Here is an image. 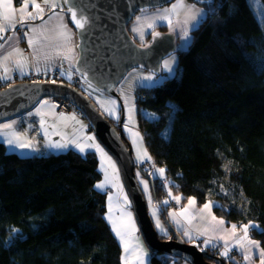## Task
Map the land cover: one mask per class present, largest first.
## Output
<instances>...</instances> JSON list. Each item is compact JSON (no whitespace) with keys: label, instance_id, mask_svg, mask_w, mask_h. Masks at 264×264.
<instances>
[{"label":"trees","instance_id":"obj_1","mask_svg":"<svg viewBox=\"0 0 264 264\" xmlns=\"http://www.w3.org/2000/svg\"><path fill=\"white\" fill-rule=\"evenodd\" d=\"M206 6L212 10L179 51L178 74L139 89L141 131L155 172L166 170L159 179L185 200L214 202L229 223L254 225L248 234L264 242V29L249 0ZM40 154H9L0 142V264H123L107 194L96 189V153ZM154 181L166 220L165 182L162 194ZM174 259L184 258L151 253L150 260Z\"/></svg>","mask_w":264,"mask_h":264},{"label":"water","instance_id":"obj_2","mask_svg":"<svg viewBox=\"0 0 264 264\" xmlns=\"http://www.w3.org/2000/svg\"><path fill=\"white\" fill-rule=\"evenodd\" d=\"M175 0H79L90 17V26L82 33L75 27L78 37L80 61L92 71L93 85L108 96L120 100L117 87L127 74L141 68L159 73L163 60L177 51L174 34L159 32L153 35L148 46L139 45L128 30L129 24L141 9H154L166 6ZM206 5L216 0H191ZM68 7V5H67ZM69 13V12H68ZM70 14V13H69ZM86 38L82 39V37ZM77 73V80H84ZM60 98L69 101L89 122L91 131L104 149L116 161L121 177L131 201L136 223L143 240L151 253H165L184 258L190 264H231L221 257L210 255L198 246L183 240L170 226L171 238L160 239L158 231L148 213V206L136 169L142 173V166L135 162L133 149L122 130L112 125L82 91L72 85L58 83L19 82L0 91V122L21 116L30 111L40 100ZM122 108L121 123L124 121ZM144 176L150 181L152 177ZM212 258L216 263H209Z\"/></svg>","mask_w":264,"mask_h":264},{"label":"snow or ice","instance_id":"obj_3","mask_svg":"<svg viewBox=\"0 0 264 264\" xmlns=\"http://www.w3.org/2000/svg\"><path fill=\"white\" fill-rule=\"evenodd\" d=\"M44 3L49 6V11L55 12V9L57 7H60L61 11H63V6L57 5L54 2H50V0H44ZM64 4L68 5V12L70 13V18L75 25L77 29H79L82 33L86 32V28L90 26V17L87 15L86 9H84L83 5L80 4L79 0H64ZM178 7H183L182 3H173L172 7L170 9H165L164 13H158L155 17H146V16H137V27H134L132 30L134 32L138 31V27L140 25V21L142 19L148 20L147 28L151 29L153 32L156 27L160 26L161 24H167V26L171 29L172 28V16L177 13ZM29 8V2L28 0H22V6L19 9V15L17 16V12L14 9L13 0H0V9H2V12H0V17L6 22V26H0V40L4 39V36L2 33L6 31L15 32V28L18 24L24 25L27 27V24L31 21H35L36 19L43 20L45 9L40 4L34 3L32 4V11H28ZM146 9H141V12H145ZM53 16H50L49 19H53ZM60 23L52 29H47L45 26H41L40 29L37 27H31L27 28L26 31L23 32L24 38L27 39V43L29 45V49H33L35 46V39L29 38L30 33H38L43 35L45 31H51L55 33V36L50 39L56 40V47L60 49L61 51L56 52L57 57H62V59L67 60L69 59L68 55L64 54V50H66L67 53L71 54L72 60H73V68L76 72L80 74L81 77L85 81H87L89 87H94L93 85V78L89 77V73L92 71L86 66V62L84 64L80 61V56L76 54L75 50L80 47L78 43L73 44L72 40V34L71 31L67 28V25L63 22V18L59 17ZM156 36H158V33H156ZM86 38V36L82 37V39ZM143 38V35L141 34V39ZM183 38L185 41L189 39L188 32L184 31ZM9 39H12L11 37ZM19 39L18 37L16 38ZM8 41H5L4 44H0V49H3L5 47V44H7ZM16 55L20 58L15 59L14 65L15 68L20 72L21 75H26L25 67L27 66V58L23 57V53L18 48H13L11 51L7 52L6 55L3 56V60L5 62L12 59V57ZM35 58V57H34ZM48 57H46L47 59ZM172 63L170 61H165L163 67L165 70L171 74L173 72ZM8 68L5 66L4 76H0V80L7 81L10 79V77L7 76ZM35 71L39 74L40 69L36 68ZM60 75H64L63 72H60ZM130 76L134 74H129ZM134 79L137 81L143 80V81H152L154 79L153 75H147V76H139L135 75ZM67 80L71 82L72 80V74H68ZM55 83V81H52ZM99 85H95V87H98ZM128 97H125V110L129 113L128 119L131 120V113L133 111L132 108L127 107L128 104ZM47 101H44L43 103H40L38 107H36L35 112H30L29 116L36 115L41 116V110L44 108V106L47 104ZM108 103L112 105H116L115 100H109ZM107 114L109 116H112L114 119L119 120V117L115 115V112L119 111V107H115L113 109H105ZM63 116V113L60 114ZM67 119V117H65ZM72 120L76 121V123H79L78 120H76L75 115L71 117ZM20 123L18 121H11L6 122L3 124H0V139L3 140L4 144L9 149H15L19 150L21 152L23 151H37L38 149L34 146L33 140L28 137L27 132L32 130V124L27 125V129L25 131H20L17 128V124ZM81 127H83L81 125ZM125 128H128V125H124ZM50 132H53L56 135H59V132L55 129V124L50 125L46 127V121L41 116L39 120V131H37V135H42L44 140L47 143V146L53 149L57 150H64L69 147L71 144L81 154H84L86 152L85 144H87L88 147H95V150L101 155H103V149L100 148L98 144H94V138L92 136H88L86 138V141H67V142H57V141H51L49 140V134ZM136 136H139V133H135ZM136 141L133 140V144H135ZM144 157L146 159H150L148 157L147 152L145 151L143 153ZM140 157L138 156V160ZM111 168L113 169V174L117 175L118 170L116 169V166L114 163H111L109 161ZM141 163H143V160H141ZM165 169L159 168L156 170L155 173H150V175L158 174L159 177L164 178L165 176ZM139 172L137 173V176L139 177ZM107 174L105 176V183H99L96 185L97 189L104 190L106 187H108L107 184ZM140 185L142 186V191L148 194L149 203H153L150 195V189H149V183L148 181L144 179H140L139 181ZM167 195L169 197H172L171 191H168ZM177 203L181 200V197L175 196L172 197ZM109 200H111V196H109ZM124 200V211L121 213V218L123 219L126 217V221L121 225L120 228H117L115 225H113V231L115 232L116 236L120 238L121 244L124 247V251L126 254H132L136 257L138 264H144V260L141 258V254L146 255V253H143L142 246L139 243H136L134 245L129 244V239L131 238V234L135 231V222L133 220L130 209V202L128 201L127 195L123 197ZM164 205L169 204V200L163 201ZM188 205L192 206L195 205V199L191 198L188 200ZM213 205L211 202L205 203L203 205V208L201 209V212L204 210H208L210 212ZM111 211V208L109 209ZM189 209L185 207L182 211L177 213H170L172 216V219L174 223L180 228L183 232V235L188 238V240L192 241L194 239H200L201 236H205L208 232H211L213 235L211 237L205 238L202 240V244L200 245L203 248L207 247H216L217 245L213 243V240L222 241V246L224 247V252L221 253V255L227 257L229 254L230 248V242L235 241V243L232 245L233 247L238 248L243 255V259L247 262L250 260L249 253L258 249L259 245L256 241L252 240L248 236V230L250 227H255L254 225H244L240 230H238L237 226L235 224L231 225L230 228H225L224 224L225 221L223 219H217L215 216L211 217V222H209L208 227L204 229L203 232L199 233L197 236H193V234L189 231V228L186 227L184 224L181 223V220L177 218L183 217L188 225H191L192 219H194V216H186V213H188ZM152 215L154 217H157V211H153ZM156 226L162 233L165 234V238H167V233L165 230L161 227L159 219L156 220ZM238 231H242V236H237ZM258 256L260 258V264H264V250H261L258 252ZM124 264H128L127 256L125 257Z\"/></svg>","mask_w":264,"mask_h":264},{"label":"rangeland","instance_id":"obj_4","mask_svg":"<svg viewBox=\"0 0 264 264\" xmlns=\"http://www.w3.org/2000/svg\"><path fill=\"white\" fill-rule=\"evenodd\" d=\"M249 1L251 2V6L253 5L254 9L256 10L257 17L259 18L258 20L260 21V23L262 24L263 29H264V8L262 6L261 0H249ZM173 3H182L183 7H178L177 13L172 16V28L170 29L167 26V24H161L158 27L160 29L162 27H164V29H163L164 31H168L169 33H172L175 35L176 40H177V51L174 52L172 55L166 57L163 60V62L161 64V70L159 73H153V72L141 69V68H135V69L131 70L117 87V93L120 97V100H118L114 97L108 96L106 93L100 91L95 86L89 87L87 81H85V80L80 81V83H82V86H81L82 93H84L92 101V103H94V105H96L98 110L105 117H107L110 120V122L112 123L113 126H115L116 128L118 127V131L120 129V126H122V130L126 136V139L130 142V144L132 146L134 160L139 165V167H141V165H143L142 170H144V172L145 171L149 172L150 170H152L151 172L155 173V168L157 167V166L155 167V164H157V163H155V161L152 160V156L150 155V153L146 147L145 141H144L143 132L141 131L140 118L138 116V103H137V95L138 94L137 93H138L140 88L154 87V86L162 85L165 82V80H167L168 78H173L178 74L179 51L188 48L189 44L192 42V39H194L193 38L194 29L197 28L199 23L203 19L206 18L207 13L209 12V10H212V9L209 6L197 4L191 0H175L172 3H170L166 6H163V7L154 8V9H146V11L143 13L141 11H139L135 15L132 22L128 26V30L130 31L132 38L139 45L148 46L152 41L153 35L156 33H159L158 32L159 30H154V32H153L151 29H148L147 23L149 21L142 19L140 21L138 31L134 32L132 29L134 27H137L136 17L137 16L155 17L158 13H164L165 9H170L172 7ZM184 31L188 32L189 39L187 41H185V39L183 38ZM141 34L143 35L142 39H141ZM165 61L174 62V63H172V67L174 70L171 74H169L165 70V68L163 67ZM56 74L54 75L53 81L55 80ZM129 74H134V75L130 76ZM135 75H139V76L153 75L154 79L152 81H143V80L137 81L134 79ZM33 79H35V77L32 76V77L23 79V81H21V82H28L29 81V82H38V83H52L51 80H46V81L38 80L37 81V80H33ZM56 81H59V82H55L58 84H66L63 81H61V76H60L59 80H56ZM75 81H76V79L74 80V82ZM1 84L2 83L0 82V87L2 86ZM12 85H14V84L12 83ZM12 85H9V86L7 85V87H10ZM67 85L74 86L75 84L70 83ZM7 87H5V88H7ZM3 89H1V90H3ZM125 97L129 98L127 107L133 109V111L131 113V120L128 119L129 113L125 110ZM62 100H64V99H62ZM109 100H115L116 105H112V104L108 103ZM54 105L58 108V106L56 104H54ZM121 105H122L123 111H124L123 123H121V118H122ZM72 107H74V106L72 105ZM115 107H119V111L115 112V115L119 117V120L114 119L112 116H109L107 114V112L105 111V109H113ZM74 108L76 109V107H74ZM72 112L80 113L78 110L72 111ZM26 115L27 114L25 113V114H22L21 116L15 117L16 118L15 121L20 122L17 124L18 126H21L23 124V120H28V119L31 120L32 119V117L27 118ZM141 117L144 119H150V118H154L155 116L144 113V114H142ZM11 119H14V118H11ZM11 119H8V120H11ZM8 120H4V121H8ZM141 120H143V119H141ZM4 121H1L0 123H2ZM125 124L128 125V128L124 127ZM18 126H17V128H19ZM35 128H39V126L35 125ZM33 129H34V127H33ZM136 132L139 133V136L135 135ZM133 140L136 141L135 144H133ZM65 150H68V149H64L63 151H65ZM42 151L54 152V151H51L50 149H48L47 146H42L41 151L39 153H37L36 155L39 154L38 156H41L42 154H40V153H42ZM63 151H60V152H63ZM145 151L147 152V155H148V157H150V159H146L144 157L143 153ZM56 152H58V151H56ZM8 153L9 154H15V153H12L10 151ZM93 153H95V152H93ZM106 153L104 152L105 156L101 155V153H99V152L96 153V155L100 154L99 156L97 155V157L99 159V171L101 173V179L97 182V184L105 183L106 182L105 176L107 174L108 187H106L104 190H100V189H98V190L101 192H105L107 194V219H108L109 223L111 224V227H113V225H115L118 222V216L121 212V206L124 207L125 202H124V200L122 202L121 199L125 195H127L128 201L130 202V210L132 211L133 216H134V213L132 210L131 201L129 199V196L127 194L126 188L124 186V183H123V180L121 177L119 167H118L116 161L114 160V158L109 153H107L108 155ZM16 155H18V154H16ZM138 156L140 157L139 160H138ZM141 160H143V163H141ZM109 161H111V163L115 164L116 169L118 170L117 175L113 174V169L111 168ZM138 172L140 174L139 177L137 176L138 181H140V179H144V180L148 181V183H149V180H147V178H145V176H143L142 172L139 169H136V174ZM165 186H166V193H168V191H171L172 197H175V196L181 197V200L179 201V203H177L174 199H172V197L168 196L170 206L166 207V209H165V212H167L166 213V220H164L162 218L161 209L153 200L154 193H153L151 184L149 183V189H150V195H151V199H152L153 203H151V204L149 203L148 194L143 191L145 199H146V203L148 206V213H149V215H150V217L154 223V227L158 231L159 235H165V234L162 233L160 231V229L157 228V226H156L157 218L159 219L160 225L165 230L167 235L171 232L170 231V226H171L181 235L182 238H184L183 240L185 242L189 241L190 242V243L188 242L189 244L198 246V248H200V250L207 251L212 256L221 257L224 260H226L228 263L241 264L242 261H240L239 257L237 258V260L235 259L237 254L240 255V252L237 250V248L232 246L235 243V241L230 242L231 250L229 251V254L227 257L221 255V253L224 252V247L220 244H216L218 248H215V247H209L208 248L207 247L208 249H206V248L202 249V247L200 246L202 244V240L205 238L211 237L213 234L211 232H208L205 236H201L200 239H194V240L190 241V240H188L187 237H185L183 235L182 230L180 228H178L176 223H174L172 216L170 215V213H177L178 214L185 207H187L189 209V211H188V213H186V216H194L195 217L194 219H192L191 225H188L183 217L177 216V218L181 220L182 224H184L186 227L189 228V231L195 237V236L199 235V233L203 232L206 227H208L209 222H211L212 216H215L218 220L223 219V218H220L219 216H217L215 214L214 202L206 201V202L201 203L194 196L187 197V199L185 200L183 194L175 192L169 186L168 180H167V183L165 182ZM163 193H164V191L162 190V194ZM109 196H111V200H109ZM191 198L195 199V205H192V206L188 205V200ZM209 202H211V204L213 205L210 212L208 210H204L203 212H201L203 205L205 203H209ZM110 208H111V211H109ZM154 210L157 211V217H154L152 215ZM134 219H135V216H134ZM120 223H121V221H120ZM230 226L231 225H228L225 222V224H224L225 228H230ZM236 226H237L238 230H240L242 228V226H238V225H236ZM242 235H243L242 231H238L237 236H242ZM248 236L250 237L249 234H248ZM215 241L216 240H213V243ZM219 242H222V241H219ZM207 260L209 261V263L210 262L216 263L215 260L212 258H207ZM183 263L184 264H190L186 259H182L179 261L174 259V260H172V262H169V264H183Z\"/></svg>","mask_w":264,"mask_h":264},{"label":"crops","instance_id":"obj_5","mask_svg":"<svg viewBox=\"0 0 264 264\" xmlns=\"http://www.w3.org/2000/svg\"><path fill=\"white\" fill-rule=\"evenodd\" d=\"M28 2H29L28 11L33 10L32 9L33 2L40 4L42 7H44V9H45L44 18H43V20L36 19L35 21L29 22L27 24V27H25L24 25L18 24L15 28L14 33L11 31H6V32L2 33V35L4 36V39L0 40V44H4L5 41H8V43L5 44V47L3 49H0V76L5 75L4 68H5V66H7V68H8L7 76L10 77V79H8L7 81L0 80V82L2 83L0 90L7 87V85L8 86L12 85V83L16 84L18 82L23 81V79H26V78H29L32 76L33 77H35V76L36 77H43L44 79L47 78V80L53 81L52 79H54V75L57 72H59V73L63 72L64 73V75H60L61 81H63L66 84L73 83L77 77V73L72 66L73 65L72 56H71V54L67 53L66 50H64V54L68 55L69 59L64 60V59H62V57L56 56V52L61 51V50L56 47V43H57L56 40L50 39V38L55 36L54 32L45 31L43 35L39 34V32L35 33V34L30 33L29 38H34L36 41L33 49H29L27 39L24 38V36H23V32L26 31L27 28L37 27L38 29H40L41 26H45L47 29L55 28L60 23L59 17H62L63 22L67 25V28L71 31L73 44L78 43V37H77L76 30L72 26V23L70 22V19H69V13H68L67 5L64 4V0H50V2H54L57 5L63 6V11H61L60 7H57L55 9V12L53 13L52 11H49V6L44 3V0H28ZM13 5H14V9L16 10L17 16H18L19 15V9L22 6V0L20 2H16L15 0H13ZM0 12H2V9H0ZM50 16H53L54 18L50 20L49 19ZM0 26H6V22L2 19V17H0ZM10 37L12 39H9ZM17 37L19 38L18 40L16 39ZM13 48L20 49L23 53V57L27 58V66L25 67V72L27 73L26 75H21L20 72L15 68V65H14L13 61L17 58H20V57L14 55L12 57V59L7 61V62H5L3 60V56L6 55L7 52L11 51ZM75 52L77 55H79L78 48L75 50ZM46 57H48V58L46 59ZM36 68L40 69L39 74L35 71ZM70 73L72 74L71 82H69L67 80V76ZM37 81H38V79H37ZM41 81H46V80H41ZM54 81L59 82V81H56V79ZM44 101H47L48 103L41 110V116L46 121V127L55 124V129H56V131L59 132V135H56L53 132H50L49 140L57 141V142H67V141L76 140V141L84 142V141H86V138L88 136H92L94 138V144H98L100 146V148L103 149V153L107 152L104 149V147L100 144V142L98 141V139L96 138L94 133L91 131L90 124L85 120L83 115H81L80 113L71 112L68 114L63 113V116H61L60 114L62 112L54 105L55 104L54 100L49 99V98H45V99L40 100L30 111H28V113H26L27 118L32 117L31 120L30 119L23 120V124L21 126L17 125L19 127L18 129L20 131H25L27 129V125L32 124V130L28 131L27 135L29 138H31L33 140V144L38 150L35 152H33V151L21 152L19 150H15V149H9L4 144L3 140L0 139V142H2L6 146L8 152L10 151V152L18 154L22 157H29V156H34L37 153H39L41 151L42 146H47V143L44 140L43 136L36 134L37 131H39V128H35V125L39 126V120H40L41 116H36V115L29 116V113L30 112L34 113L36 107H38L39 104L43 103ZM73 115H75L76 120H78L79 123H76V121L71 119V117ZM65 117H67V119H65ZM15 119L16 118L8 120V121H4L0 124L6 123V122H11L12 120H15ZM81 125L83 127H81ZM33 127H34V129H33ZM85 147H86V152L82 155H86V154L91 153V152L98 153L95 150V147H88L87 144H85ZM48 149H50L51 151H54V152L63 151V150L53 149L50 147H48ZM66 149H74L75 151L80 153L78 151V149H76L71 144ZM97 155L99 156L100 154H97ZM103 155L105 156V154H103ZM121 201L123 202V197H122ZM123 211H124V207L121 206V212L118 216V222L115 224V226L117 228H120L121 225L127 219L126 217H124L123 219L121 218V213ZM131 214H132V211H131ZM132 217H133V220L135 222V231L131 234V238L129 239V244L131 246V245H134L136 243H139L142 246L143 253H146V255L141 254V258L144 260V264H151V260H150L151 259V251L148 249V247L146 246V244L143 240V237L139 231L138 225L136 224V221L134 219L133 214H132ZM120 221H121V223H120ZM224 221L228 225H233V223H229L226 220H224ZM112 229H113V227H112ZM118 240L120 241V238H118ZM252 240H254V239H252ZM254 241H256L258 243L259 248L249 253L250 260L247 262L243 259L242 252L237 248V250L240 252V255L237 254L235 259L237 260V258L239 257L240 261H242L241 264H260V258L258 256V252L261 250H264V243L257 241V240H254ZM120 243H121V241H120ZM214 244L222 245L223 242H219L218 240H216L214 242ZM208 248H206V249H208ZM215 248H218V247L216 246ZM122 249H123V254H122L123 264H124L126 256H127L128 264H138V261L134 255H132L130 253L129 254L125 253L123 245H122Z\"/></svg>","mask_w":264,"mask_h":264},{"label":"built area","instance_id":"obj_6","mask_svg":"<svg viewBox=\"0 0 264 264\" xmlns=\"http://www.w3.org/2000/svg\"><path fill=\"white\" fill-rule=\"evenodd\" d=\"M16 2H20L21 0H15ZM50 78V77H49ZM60 78V74L59 72L56 74L55 76V79L56 80H59ZM47 80L44 79L43 77H36L35 76V79L33 80ZM53 80V79H52ZM74 86L76 87H79L80 86V81L76 79V81L74 82ZM54 103L58 106L59 110L62 112V113H65V114H68L72 111H77L74 107H72V105L67 101V100H62V99H57V100H54Z\"/></svg>","mask_w":264,"mask_h":264},{"label":"flooded vegetation","instance_id":"obj_7","mask_svg":"<svg viewBox=\"0 0 264 264\" xmlns=\"http://www.w3.org/2000/svg\"><path fill=\"white\" fill-rule=\"evenodd\" d=\"M158 32H168V31H158ZM118 126V125H117ZM117 129H118V127H117ZM152 170H150L149 172H146L145 171V173H142L143 174V176H144V174L145 175H149V176H151L152 177V190H153V193L155 194V181H154V179H156V183L158 184V187L161 189V190H164V184H163V182H165L164 181V179H159L157 176H156V174H154V175H150V173H154V172H151ZM146 178V177H145ZM148 180V179H147ZM149 183H150V181H149ZM170 237H171V235L169 236V238L168 239H170Z\"/></svg>","mask_w":264,"mask_h":264}]
</instances>
